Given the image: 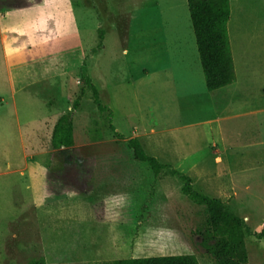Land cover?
<instances>
[{
	"label": "rangeland",
	"instance_id": "rangeland-1",
	"mask_svg": "<svg viewBox=\"0 0 264 264\" xmlns=\"http://www.w3.org/2000/svg\"><path fill=\"white\" fill-rule=\"evenodd\" d=\"M231 9L236 80L210 91L188 0H0V264L169 253L215 264L205 206L180 174L245 219L251 264H264V0ZM83 88L75 144L55 149ZM133 137L167 165L157 178L134 160Z\"/></svg>",
	"mask_w": 264,
	"mask_h": 264
},
{
	"label": "trees",
	"instance_id": "trees-1",
	"mask_svg": "<svg viewBox=\"0 0 264 264\" xmlns=\"http://www.w3.org/2000/svg\"><path fill=\"white\" fill-rule=\"evenodd\" d=\"M190 15L197 39V46L206 78V86L210 91L220 90L236 80V68L232 53L228 24L231 19V0H188ZM82 83L91 89L94 102L102 113L111 112L105 106L100 93L87 73L82 74ZM85 89L74 100L73 108L60 116L54 126L52 144L55 149L71 147L75 144L74 112L79 108ZM111 129L119 137L115 126ZM129 149L133 152L134 160L148 163L157 178L167 167L156 156L149 154L141 140L133 137L127 140ZM175 173H178L174 170ZM185 180L184 194L193 202L205 206L206 221L203 230V244L213 256L215 264H251L247 247V236L251 233L244 218L232 212L220 198L211 197L199 192L193 186L192 179L180 174ZM98 222H105L107 203L98 200L92 205ZM260 238L264 230L256 233ZM27 264H47L45 257L32 259ZM110 264H201L193 253H169L143 257H131L114 260Z\"/></svg>",
	"mask_w": 264,
	"mask_h": 264
},
{
	"label": "crops",
	"instance_id": "crops-1",
	"mask_svg": "<svg viewBox=\"0 0 264 264\" xmlns=\"http://www.w3.org/2000/svg\"><path fill=\"white\" fill-rule=\"evenodd\" d=\"M132 137V136H131ZM140 139V138H139Z\"/></svg>",
	"mask_w": 264,
	"mask_h": 264
}]
</instances>
